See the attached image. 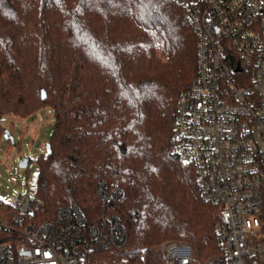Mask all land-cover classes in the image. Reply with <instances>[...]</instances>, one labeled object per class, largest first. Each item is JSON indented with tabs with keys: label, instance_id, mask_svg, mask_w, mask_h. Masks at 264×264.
<instances>
[{
	"label": "trees",
	"instance_id": "16d2710c",
	"mask_svg": "<svg viewBox=\"0 0 264 264\" xmlns=\"http://www.w3.org/2000/svg\"><path fill=\"white\" fill-rule=\"evenodd\" d=\"M196 66L179 0H0V117L54 112L51 151L37 158L40 214L77 204L91 223L103 212L99 180L124 190L108 208L127 241L97 248L89 264H160L169 240L193 245L201 264H225L217 206L172 152L178 97ZM12 208L0 198V218Z\"/></svg>",
	"mask_w": 264,
	"mask_h": 264
},
{
	"label": "built area",
	"instance_id": "2783aa9c",
	"mask_svg": "<svg viewBox=\"0 0 264 264\" xmlns=\"http://www.w3.org/2000/svg\"><path fill=\"white\" fill-rule=\"evenodd\" d=\"M179 1L197 35V66L178 97L172 152L217 206L225 264H264V0ZM97 194L103 212L88 223L77 204L48 218L40 196L19 193L0 218V264H89L97 248L123 246L127 227L108 207L124 190L101 179ZM159 247L160 264H201L188 242Z\"/></svg>",
	"mask_w": 264,
	"mask_h": 264
},
{
	"label": "rangeland",
	"instance_id": "374dc122",
	"mask_svg": "<svg viewBox=\"0 0 264 264\" xmlns=\"http://www.w3.org/2000/svg\"><path fill=\"white\" fill-rule=\"evenodd\" d=\"M54 122V112L50 106H44L27 117H0V126L3 128L0 132V198L4 201L11 203L19 193L28 189L36 193L39 171L37 158L46 151ZM6 128L14 134L16 144L9 141ZM20 155L30 159L28 166L19 164Z\"/></svg>",
	"mask_w": 264,
	"mask_h": 264
},
{
	"label": "water",
	"instance_id": "95a60500",
	"mask_svg": "<svg viewBox=\"0 0 264 264\" xmlns=\"http://www.w3.org/2000/svg\"><path fill=\"white\" fill-rule=\"evenodd\" d=\"M42 96H43V98H46V96H47V92H46L45 89H42ZM5 131L8 134V136H9L10 140L12 141V143L16 144L14 134L11 132V130L6 128ZM46 151L47 152L51 151V143L50 142H48L46 144ZM28 163H29V158L26 157V156H22V158L20 159L19 164L21 166H25L26 167V166H28Z\"/></svg>",
	"mask_w": 264,
	"mask_h": 264
}]
</instances>
